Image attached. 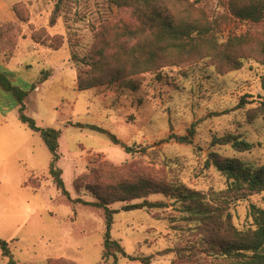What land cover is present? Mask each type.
I'll return each instance as SVG.
<instances>
[{"label":"rangeland","instance_id":"374dc122","mask_svg":"<svg viewBox=\"0 0 264 264\" xmlns=\"http://www.w3.org/2000/svg\"><path fill=\"white\" fill-rule=\"evenodd\" d=\"M57 1L0 0V69L13 84L29 90L25 114L40 127L61 131L56 168L67 191L50 172L53 154L42 136L20 120L17 99L0 86V238L10 242L16 264H49L61 257L79 264H114L113 257L103 258L105 209L91 204L98 199L88 184L97 183L84 179L77 187V178L89 175L103 159L117 166L140 165L213 203L210 191L224 189L227 179L214 166L207 167L210 151L252 165L264 163V116L248 117L264 95V65L248 56L240 68L228 70L206 57L191 65L165 66L159 74L144 73L135 91L119 83L79 90L78 71L89 68L83 58L89 60L99 45L102 27L132 22L133 17L110 0H64L51 24ZM196 5L210 18L230 16L219 42L244 33L264 38V23L234 19L228 0H199ZM53 37L62 40L58 49L45 45ZM44 70L51 75L31 90ZM88 125L107 129L119 143ZM229 133L253 143L252 148L239 152L229 144L213 145L216 137ZM28 178L39 186L25 185ZM146 199L166 204L123 209L140 198L109 206L117 209L111 234L126 251L116 264H172L174 252H159L192 235L195 223L182 211L181 201L162 193ZM252 203L264 207V191L228 206L237 227L253 226ZM150 255L149 262L141 260ZM8 260L0 249V264Z\"/></svg>","mask_w":264,"mask_h":264},{"label":"trees","instance_id":"16d2710c","mask_svg":"<svg viewBox=\"0 0 264 264\" xmlns=\"http://www.w3.org/2000/svg\"><path fill=\"white\" fill-rule=\"evenodd\" d=\"M64 0H58L51 15L50 22H56V11ZM117 8H127L133 21L121 20L113 25H104L99 32V45L90 54L89 60L83 58L90 66L79 70L77 88L87 90L97 85L119 83L135 91L141 85V75L147 72L157 73L165 66L191 65L197 59L210 58L219 65H227L228 70L238 69L248 56H253L264 65V38L244 33L231 36L226 42H219L218 35L230 16L219 15L210 18L207 12L197 6L199 0H110ZM228 10L234 19L252 23H264V0H228ZM47 36L42 38L43 40ZM35 42H38L37 40ZM62 40L58 37L47 40L48 47L58 49ZM74 59H79L73 54ZM87 61V62H86ZM51 75L49 70L42 71L41 76L31 84L34 90ZM0 86L13 93L19 103V117L30 129L40 133L53 154L50 172L63 193L67 194L62 179V171L56 168L57 147L61 131L52 127H40L35 119L25 114V101L29 90H24L10 80L8 74L0 69ZM264 90V74L261 77ZM242 98L240 103H245ZM264 116V95L257 105L248 112L253 120ZM84 127L82 124H76ZM108 135L115 143L118 137L98 125H88ZM231 145L239 152L250 150L253 143L232 133L216 137L214 144ZM127 149L131 150L129 147ZM207 167L214 166L227 179V186L221 190H211L213 203H205L198 192L185 191L182 185L175 186L164 177H156L140 165L127 163L117 166L108 160H100L99 166L87 175L77 178L75 184L80 186L84 179L89 188L96 193L97 201L92 205L103 207L106 214V229L103 241V258H114V264L120 254L126 255L121 242L111 234L114 214L117 209L109 206L114 202H129L143 198L140 203L126 204L124 210L142 208L144 206L160 207L162 201H149L150 194L162 193L181 201L182 211L188 213L190 221L195 225L192 235L175 243L171 249L159 254L174 252L180 264H264V207L251 204L249 215L253 226L237 227L227 211L228 206L238 200L245 199L254 193L264 191V163L252 165L239 158L224 156L217 151H210L205 161ZM137 171V173H124ZM25 185L39 186L31 183ZM110 182V183H108ZM2 255L9 258L8 264H16L11 257L10 242L0 238ZM130 259L136 257L129 256ZM152 255L142 257L149 262ZM175 259L172 264H174ZM49 264H79L74 260L58 258Z\"/></svg>","mask_w":264,"mask_h":264},{"label":"water","instance_id":"95a60500","mask_svg":"<svg viewBox=\"0 0 264 264\" xmlns=\"http://www.w3.org/2000/svg\"><path fill=\"white\" fill-rule=\"evenodd\" d=\"M123 145H125V144H123Z\"/></svg>","mask_w":264,"mask_h":264}]
</instances>
